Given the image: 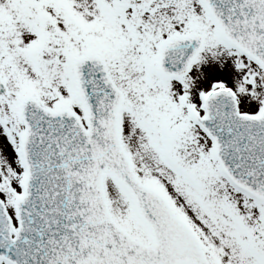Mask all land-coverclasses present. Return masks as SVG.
Here are the masks:
<instances>
[{
    "label": "snow or ice",
    "instance_id": "snow-or-ice-1",
    "mask_svg": "<svg viewBox=\"0 0 264 264\" xmlns=\"http://www.w3.org/2000/svg\"><path fill=\"white\" fill-rule=\"evenodd\" d=\"M0 264H264V0H0Z\"/></svg>",
    "mask_w": 264,
    "mask_h": 264
}]
</instances>
